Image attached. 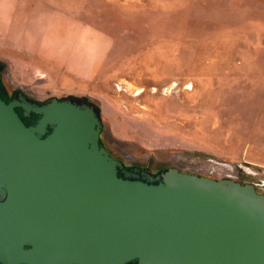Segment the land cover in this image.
<instances>
[{"label":"rangeland","instance_id":"rangeland-1","mask_svg":"<svg viewBox=\"0 0 264 264\" xmlns=\"http://www.w3.org/2000/svg\"><path fill=\"white\" fill-rule=\"evenodd\" d=\"M224 1L0 0V92L92 106L100 143L130 168L264 183V153L245 146V86L264 78L226 77L237 46Z\"/></svg>","mask_w":264,"mask_h":264},{"label":"water","instance_id":"water-1","mask_svg":"<svg viewBox=\"0 0 264 264\" xmlns=\"http://www.w3.org/2000/svg\"><path fill=\"white\" fill-rule=\"evenodd\" d=\"M16 108L39 118L26 126ZM101 130L88 104L0 99L2 264H264V195L252 185L127 171Z\"/></svg>","mask_w":264,"mask_h":264},{"label":"crops","instance_id":"crops-1","mask_svg":"<svg viewBox=\"0 0 264 264\" xmlns=\"http://www.w3.org/2000/svg\"><path fill=\"white\" fill-rule=\"evenodd\" d=\"M227 1H224L225 5ZM232 3L224 12L227 20L223 22L225 29L222 34L231 35L236 40L237 48L233 54L236 64L234 72L226 77L233 88H240L235 85L237 78H264V0H233ZM245 62L250 63L249 70L242 69ZM225 80L218 88H224ZM245 88H252L251 92L256 93L254 100L250 101L251 108L255 107L256 111L250 113L249 134L245 146L252 145L256 153H264V87L257 83ZM258 158H262L259 167L264 168V155ZM251 163L254 164L252 161Z\"/></svg>","mask_w":264,"mask_h":264},{"label":"flooded vegetation","instance_id":"flooded-vegetation-1","mask_svg":"<svg viewBox=\"0 0 264 264\" xmlns=\"http://www.w3.org/2000/svg\"><path fill=\"white\" fill-rule=\"evenodd\" d=\"M1 71H2V68H1V65H0V72H1ZM2 89H3V92H0V99L3 100L5 103H8V102H10V101H12V100H14V99L18 100L19 95L24 96L25 99L28 100V101H30L31 103H36V104H38V105H42V104H46V103H48V102L37 103V102H34V101H32L31 99H29V98H28L24 93H22V92H16V94L13 95V93L9 94V93L5 90V88H2ZM60 101H61V100H60ZM15 112L18 114V116L20 117V119L22 120V122H23L26 126L33 125V124L37 121V119L39 118L38 115L33 114V113H30V115L27 116V117L24 116V112H23V110L20 109V108H16V109H15ZM49 131H50V129H49ZM108 153H109V152H108ZM109 155H110V154H109ZM110 156H111V155H110ZM121 163H122V162H121ZM122 164H123V163H122ZM123 166H124V168H125L127 171H131V172H133L134 169H138V168H133V167L130 168V167H128V166H125L124 164H123ZM138 170H140V171H145V170H142V169H138ZM150 174H151V173H150ZM250 185H252V186L255 188V190H256V192H257L258 194L264 195V183L250 184ZM2 191H3V192H7L5 189L2 190ZM6 203H7V193H4L3 195H1V193H0V207H3L4 205H6ZM15 205H16V207H18V203L14 202V204H13V208L15 207ZM1 214H2V213H0V217H1ZM14 218H19V213H18V212H16V213L14 214ZM23 249H24L25 251H28V250H30V247H29V246H24ZM0 264H2V262H0ZM130 264H135V263H130Z\"/></svg>","mask_w":264,"mask_h":264}]
</instances>
